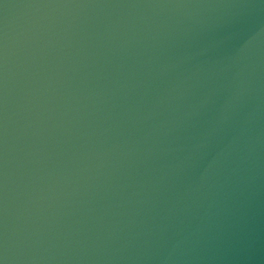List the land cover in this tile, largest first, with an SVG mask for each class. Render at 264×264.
Returning a JSON list of instances; mask_svg holds the SVG:
<instances>
[{"label": "water", "instance_id": "95a60500", "mask_svg": "<svg viewBox=\"0 0 264 264\" xmlns=\"http://www.w3.org/2000/svg\"><path fill=\"white\" fill-rule=\"evenodd\" d=\"M0 264H264V0H0Z\"/></svg>", "mask_w": 264, "mask_h": 264}]
</instances>
